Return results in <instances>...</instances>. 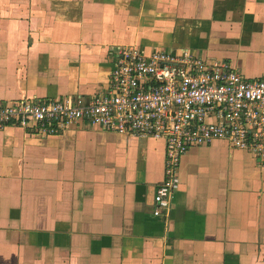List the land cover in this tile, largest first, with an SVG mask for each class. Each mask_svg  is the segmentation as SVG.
Masks as SVG:
<instances>
[{
	"label": "crops",
	"instance_id": "crops-1",
	"mask_svg": "<svg viewBox=\"0 0 264 264\" xmlns=\"http://www.w3.org/2000/svg\"><path fill=\"white\" fill-rule=\"evenodd\" d=\"M119 45L264 76V0H0V102L92 95ZM230 147L193 146L156 215L164 138L0 127V264H264V165Z\"/></svg>",
	"mask_w": 264,
	"mask_h": 264
},
{
	"label": "built area",
	"instance_id": "built-area-1",
	"mask_svg": "<svg viewBox=\"0 0 264 264\" xmlns=\"http://www.w3.org/2000/svg\"><path fill=\"white\" fill-rule=\"evenodd\" d=\"M109 84L92 95L0 102V127L57 134L84 121L120 134L162 137L165 174L154 214L170 211L182 157L222 138L264 165V76L246 77L226 59L119 45Z\"/></svg>",
	"mask_w": 264,
	"mask_h": 264
},
{
	"label": "rangeland",
	"instance_id": "rangeland-1",
	"mask_svg": "<svg viewBox=\"0 0 264 264\" xmlns=\"http://www.w3.org/2000/svg\"><path fill=\"white\" fill-rule=\"evenodd\" d=\"M257 77H258V76H257ZM228 145H229V144H228ZM230 148H231V147H230ZM231 149H232V150H236V148H235V147H232ZM178 175H179V173H178Z\"/></svg>",
	"mask_w": 264,
	"mask_h": 264
}]
</instances>
